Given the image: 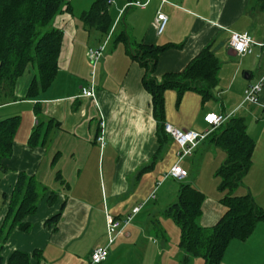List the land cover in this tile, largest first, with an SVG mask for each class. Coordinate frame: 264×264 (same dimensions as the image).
Masks as SVG:
<instances>
[{"label": "crops", "instance_id": "0c3cea01", "mask_svg": "<svg viewBox=\"0 0 264 264\" xmlns=\"http://www.w3.org/2000/svg\"><path fill=\"white\" fill-rule=\"evenodd\" d=\"M136 1L147 5L143 9L126 7L128 0H112L108 10L111 27L106 35L83 24L81 15L86 9L78 17L72 15V8L57 16L52 25L62 37L50 85L36 97L27 98L35 76L29 66L11 90L5 86L2 91L0 121L18 117V124L11 155L2 160L6 171L0 173V230L19 174L33 176L45 190L35 215L23 221L27 230L17 226L5 242L0 235L2 264L15 251L37 252L32 264H91L93 250L107 246L105 213L121 219L143 202L100 264H173L174 260L177 264V258L179 264H204L202 258L190 256L179 246L176 224V249L167 234L159 232L157 220V224L151 222L155 237H150L147 220L155 215L168 218L164 212L178 195L180 184L171 191L163 187L171 179L165 175L178 161L179 148L170 136L158 142L151 98L141 82L144 70L125 53L122 43H114L120 31L133 45L171 46L158 57L157 80L182 72L204 47L211 46L219 63L214 99L204 104L197 93L186 92L177 103L175 91H166L165 124L202 134L208 130L204 118L210 113L242 118L254 151L250 169L232 195L249 194L264 208V111L242 99L249 86L262 81L260 100L264 105V48L239 57L228 47L232 33H248L255 42L264 43V11L254 9V0ZM157 12L168 19L159 36L155 30ZM109 34L93 68L87 50L99 47ZM89 86L94 89L93 99L81 96V90ZM200 147L208 153L217 150L204 140L179 165L187 167ZM224 160L225 156H220L208 171L216 172ZM189 177L185 180L190 181ZM191 180L192 184H187L205 198L197 223L211 228L227 211L220 203L225 193L216 192L212 178L200 180L197 174ZM153 191L155 197L150 199ZM163 198L164 205H156ZM151 203L155 204L141 216ZM58 213L57 222L47 223ZM220 264H264V223H257L246 240L232 241Z\"/></svg>", "mask_w": 264, "mask_h": 264}, {"label": "trees", "instance_id": "16d2710c", "mask_svg": "<svg viewBox=\"0 0 264 264\" xmlns=\"http://www.w3.org/2000/svg\"><path fill=\"white\" fill-rule=\"evenodd\" d=\"M108 1L95 0L81 15V21L86 27L96 29L103 35L111 27ZM254 5V9L264 11V0H254ZM70 11L71 6L66 0H0V95L5 86L11 90L29 66L34 69L35 76L28 88L27 98L36 97L50 85L57 70L62 37L61 32L52 24L57 16ZM114 43H122L125 53L144 70L142 87L151 98L159 143L168 137L164 132L166 91H175L177 103L186 92L197 93L204 104L214 99L219 63L211 46L204 47L182 72L168 73L157 80L154 72L158 57L171 46L133 45L124 31L117 33ZM17 124L18 117L0 121L1 174L6 171L2 160L11 155ZM34 136L35 132L31 135V143L34 142ZM206 142L225 155L215 176L220 180L218 191L225 193L220 203L227 209L226 213L213 227H200L197 220L205 200L204 195L191 185L181 182L176 202L165 210L164 215L178 226L179 246L184 251L190 256L202 258L204 264H220L232 241L246 240L257 223H264V208L258 207L249 194L232 195L250 169L254 151V141L246 132L244 120L239 117L229 118L206 138ZM42 192L40 195L33 176H17L0 230L2 241L5 242L17 226L22 231L27 230L28 226L23 221L35 215L38 203L45 195L44 189ZM59 218L58 213L47 223H55ZM37 257V252L26 254L15 251L7 258L6 264H32ZM2 262L0 257V264Z\"/></svg>", "mask_w": 264, "mask_h": 264}, {"label": "built area", "instance_id": "2783aa9c", "mask_svg": "<svg viewBox=\"0 0 264 264\" xmlns=\"http://www.w3.org/2000/svg\"><path fill=\"white\" fill-rule=\"evenodd\" d=\"M168 0H162V2H167ZM108 4H112V0L108 1ZM147 3H140L138 1L129 2L126 7H136L143 9L145 8ZM167 17L165 14L161 12H157L155 17V30L156 34L159 36L165 30L167 25ZM110 38V34L105 38L103 43L97 47L87 50V55L89 58V62L93 68H95L96 64L102 57V54L106 48L108 40ZM228 47L239 57H244L247 55H251L253 53L254 48H264V43L255 42L252 37L248 33L238 34L232 33L230 39L228 41ZM262 81L249 86L244 91L243 103H247L253 106H258L263 109L264 105L260 100V93L262 91ZM81 96L86 98H94V89L92 86L84 88L81 90ZM230 115L224 114H213L210 113L204 118V122L208 127L204 133L199 134L193 131H180L172 128L169 125L164 126V132L170 136V138L174 141V143L179 148L177 153L178 161L174 164L168 173L165 175L166 178H171L177 182L184 181L188 173L184 170L180 164V161L185 157H189L192 154V151L216 129H218L221 125H223L228 119ZM98 141L103 143V138H98ZM155 191L150 195V199H154ZM134 207L131 211L122 217L121 219H115L110 214L105 213L106 216V234H107V246L97 247L93 250L90 261L91 264H100L108 257V247L114 242L115 238L120 235L123 230L131 224L134 217L139 213L143 204Z\"/></svg>", "mask_w": 264, "mask_h": 264}, {"label": "rangeland", "instance_id": "374dc122", "mask_svg": "<svg viewBox=\"0 0 264 264\" xmlns=\"http://www.w3.org/2000/svg\"><path fill=\"white\" fill-rule=\"evenodd\" d=\"M95 0H69V4L71 6V8L73 9L72 11V15H74V17H78L81 13V11H83L84 9H86L85 11H87L91 4L94 2ZM243 99V98H242ZM220 156H225L224 153L220 150H215V152H205V147L202 149V147H200V150L198 151L197 155L194 156L193 160L191 161V163L185 167L184 163L182 164V168L184 167L188 173V175H190V181L185 180L182 183H190L192 184V180L194 178V176H196L197 174H200V180H210V178H212L213 180H215V182L217 183V189L216 192L218 191V186H219V182L220 180L218 179V177L215 176V172L212 174V172L210 173V171H208L210 166H213L214 164L218 163V161H220ZM190 162V161H189ZM221 165V164H220ZM219 167V166H218ZM184 169V170H185ZM180 183L173 181L171 179H168L167 184L163 187L166 190L168 189V191H171V187L175 186L174 190L178 188ZM49 187V186H48ZM42 187L39 185L38 186V190H39V194L42 195ZM219 192V191H218ZM217 192V193H218ZM168 193V192H167ZM221 192H219L218 194H220ZM168 198V197H167ZM177 198H173L171 202H169L171 204L174 203V201H176ZM165 198L162 199V201L160 203H156V205H164ZM169 201V198H168ZM155 203H151L149 205L146 206V208L143 210L141 216H144L145 213L144 211H148V208H151ZM0 208H1V204H0ZM157 217H155V219H151V220H147V224H149V234L150 237H155L154 236V231H152V227H151V222H155L157 220L158 222V226L160 227L159 232L161 233H165L167 234L169 243L171 244L173 249L177 248V244H178V238H179V232H178V228L175 225V223L168 218H164L161 215H155ZM157 222H155L157 224ZM161 236L158 235L159 241ZM179 259V258H177ZM177 264L179 260H177ZM173 264H176L175 260L173 261ZM182 264V263H181Z\"/></svg>", "mask_w": 264, "mask_h": 264}]
</instances>
